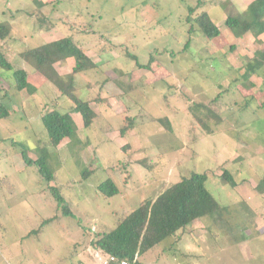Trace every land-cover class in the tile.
<instances>
[{
  "label": "rangeland",
  "instance_id": "rangeland-1",
  "mask_svg": "<svg viewBox=\"0 0 264 264\" xmlns=\"http://www.w3.org/2000/svg\"><path fill=\"white\" fill-rule=\"evenodd\" d=\"M197 1L63 0L54 6L52 0H0V22L11 27L0 51L36 88L18 92L11 73L0 69V101L14 111L11 120L0 121V264H92L96 234L111 231L142 201L191 172H208L205 187L224 209L221 219L196 218L163 244L135 254L137 261L264 264V194L255 190L264 176V69L242 78L245 63L264 47V34L236 38L224 25L252 0H199L196 12L208 13L220 34L207 39L196 26L189 33L186 17ZM64 37L97 65L75 75V94L96 113L88 128L71 112L72 103L18 57ZM126 53L141 65L152 56L149 69L135 67ZM71 66L70 60L58 70ZM248 96L255 101L240 111ZM192 102L210 105L222 119L211 134L193 121ZM53 109L68 113L77 129L73 142L50 150L55 171L49 186L66 201L67 215L16 147L21 143L30 159L37 157L46 141L40 117ZM125 117L134 118V128L120 137ZM163 118L171 132L157 122ZM224 170L234 188L222 182ZM108 179L120 190L112 197L97 190Z\"/></svg>",
  "mask_w": 264,
  "mask_h": 264
},
{
  "label": "trees",
  "instance_id": "trees-1",
  "mask_svg": "<svg viewBox=\"0 0 264 264\" xmlns=\"http://www.w3.org/2000/svg\"><path fill=\"white\" fill-rule=\"evenodd\" d=\"M61 1L63 0H52L54 6ZM233 1L235 0H223V3L229 4ZM37 4L42 6L41 3ZM199 5L200 1L198 0L195 8L190 7L188 9L189 14L186 17V22L190 23L189 33L193 32V26H196L204 38H216L220 34L218 26L205 11L196 12ZM224 25L236 38H240L246 33L251 34L254 38L264 34V0H252L241 13L227 15ZM10 33V25L6 22H0V41L9 38ZM189 44L190 41L187 42L186 46ZM126 55L135 61V67L139 69H149V64L153 60L152 56H149L148 62L141 65L135 56L128 53ZM18 57L30 66L35 74L50 82L62 97H66L72 103L71 112L80 115L83 128H88L92 124L96 118V113L90 107L89 101L80 99L75 94L74 82L76 74L93 70L97 65L93 63L85 51L74 43L71 37H64L21 51L18 53ZM70 60L72 61L70 70L60 73L58 66ZM0 69L11 73L14 88L18 92L25 91L28 94L36 92V88L28 82L29 74L23 69H15L2 51H0ZM263 69L264 47L245 63L242 78L247 80ZM223 92H226V89ZM221 94L222 92H219L211 102L218 101ZM243 100L244 104L239 107L240 111L249 109L255 101L252 96L245 97ZM188 110L193 121L206 134L213 132L212 126L218 127L221 124L222 119L210 105L192 102ZM13 115L14 111L0 101V121H9ZM134 121L133 117L124 118L123 125L119 130L120 137H124L134 128ZM40 122L46 134V141L37 147V157L34 160L30 159L27 155V148L21 143L16 144V147L19 148V154L24 165L36 169L38 180L47 184V190L50 192L57 209H61V212L67 215L70 214V211L66 201L55 187L49 186V183L54 179L55 171L50 150L56 149L63 140L67 139L73 142L76 138L77 129L68 113H60L54 109L44 112L40 117ZM157 122L167 132H171L167 118L158 119ZM127 148L128 146H123L121 149L126 150ZM140 164L146 166L144 161H140ZM88 176V170L83 169L81 178L85 180ZM208 177V172H191L187 177H183L180 181L167 187L155 199L142 201L137 208L124 218L119 219L114 229L96 234L91 240L92 246L102 255L131 260L135 254L140 256L152 247L163 244L196 218L221 219L224 209L206 190L205 184ZM127 178L128 176L125 181ZM220 178L224 184L231 188L236 186L235 180L227 170L223 171ZM97 190L106 197L115 196L120 191L119 187L110 179L100 183ZM255 190L259 195L264 194V176L256 183ZM54 219L55 217L44 220L41 227ZM37 232L39 230L29 234H36Z\"/></svg>",
  "mask_w": 264,
  "mask_h": 264
},
{
  "label": "built area",
  "instance_id": "built-area-1",
  "mask_svg": "<svg viewBox=\"0 0 264 264\" xmlns=\"http://www.w3.org/2000/svg\"><path fill=\"white\" fill-rule=\"evenodd\" d=\"M92 264H140L137 259L134 257L133 259H119L115 256L110 255H102L100 253H96L93 256Z\"/></svg>",
  "mask_w": 264,
  "mask_h": 264
}]
</instances>
